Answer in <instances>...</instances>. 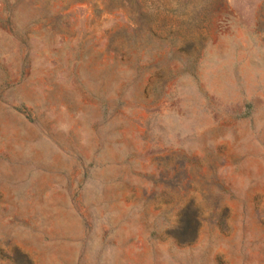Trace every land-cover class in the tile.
Segmentation results:
<instances>
[{
	"label": "rangeland",
	"instance_id": "1",
	"mask_svg": "<svg viewBox=\"0 0 264 264\" xmlns=\"http://www.w3.org/2000/svg\"><path fill=\"white\" fill-rule=\"evenodd\" d=\"M0 264H264V0H0Z\"/></svg>",
	"mask_w": 264,
	"mask_h": 264
}]
</instances>
